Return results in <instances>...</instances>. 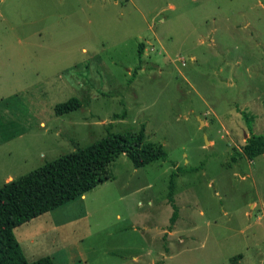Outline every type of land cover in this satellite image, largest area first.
<instances>
[{"label": "rangeland", "instance_id": "obj_1", "mask_svg": "<svg viewBox=\"0 0 264 264\" xmlns=\"http://www.w3.org/2000/svg\"><path fill=\"white\" fill-rule=\"evenodd\" d=\"M140 130L166 157L17 226L28 261L264 264V0H0V186Z\"/></svg>", "mask_w": 264, "mask_h": 264}, {"label": "trees", "instance_id": "obj_2", "mask_svg": "<svg viewBox=\"0 0 264 264\" xmlns=\"http://www.w3.org/2000/svg\"><path fill=\"white\" fill-rule=\"evenodd\" d=\"M142 44L138 54L142 53ZM81 102L72 97L54 106L56 115L75 110ZM239 156L252 160L264 153V135L251 133ZM125 154L134 167H140L166 157L159 143L145 141L143 131L136 134L109 133L104 138L72 152L62 154L43 165L6 181L0 186V264H54L49 255L32 261L26 258L14 229L64 203L82 196L110 178L108 165ZM169 201L173 212L171 224L177 217L172 193ZM237 256H240L238 254Z\"/></svg>", "mask_w": 264, "mask_h": 264}, {"label": "crops", "instance_id": "obj_3", "mask_svg": "<svg viewBox=\"0 0 264 264\" xmlns=\"http://www.w3.org/2000/svg\"><path fill=\"white\" fill-rule=\"evenodd\" d=\"M83 196V195H82ZM19 242V241H18ZM20 244V243H19ZM52 260H53V262H54V264H55V259H53V257H52Z\"/></svg>", "mask_w": 264, "mask_h": 264}, {"label": "water", "instance_id": "obj_4", "mask_svg": "<svg viewBox=\"0 0 264 264\" xmlns=\"http://www.w3.org/2000/svg\"><path fill=\"white\" fill-rule=\"evenodd\" d=\"M201 122H203V121H201ZM208 141V140H207Z\"/></svg>", "mask_w": 264, "mask_h": 264}]
</instances>
